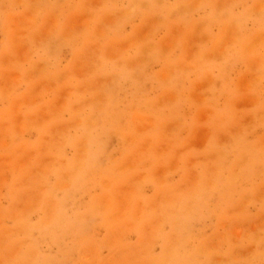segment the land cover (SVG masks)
Segmentation results:
<instances>
[{
	"label": "rangeland",
	"instance_id": "1",
	"mask_svg": "<svg viewBox=\"0 0 264 264\" xmlns=\"http://www.w3.org/2000/svg\"><path fill=\"white\" fill-rule=\"evenodd\" d=\"M0 264H264V0H0Z\"/></svg>",
	"mask_w": 264,
	"mask_h": 264
}]
</instances>
